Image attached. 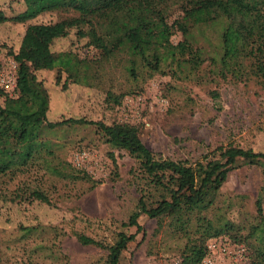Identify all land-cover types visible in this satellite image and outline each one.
Listing matches in <instances>:
<instances>
[{"label":"rangeland","instance_id":"obj_1","mask_svg":"<svg viewBox=\"0 0 264 264\" xmlns=\"http://www.w3.org/2000/svg\"><path fill=\"white\" fill-rule=\"evenodd\" d=\"M23 9L20 0H0V13L6 19ZM226 10L230 6L221 3L193 12L202 25L195 35L205 50L204 57L219 51V19ZM72 16L75 14L55 11L25 23L5 20L0 24V69L13 60L9 52L17 51L27 26L54 24ZM89 40L77 41L71 33L57 41L53 51L71 50L80 59L96 61L99 53ZM179 41L180 34L172 37L173 44ZM207 63L193 73L155 74L144 82L129 78L124 62L109 63L104 66L101 87L69 85L62 89L65 74L59 83L55 70L35 74L49 96L50 123L81 119L129 124L138 129L141 141L156 158L189 165L220 159L219 147L264 154V85L253 79L219 80L208 71ZM92 68L97 69V64ZM110 87L116 94H125L119 106L105 102ZM40 139L46 148L39 151L38 159L0 177V264H109L105 251L81 246L75 234L111 244L119 231L135 235L119 264H185L181 252L187 242L186 229L176 219L164 218L158 224L141 215L140 232L120 227L137 199L132 184L137 166L125 152L106 144L91 125L44 130ZM93 182L98 184L92 187ZM33 191L44 193L49 203L34 200ZM258 196L264 209L261 167L239 162L213 200L206 194L203 201L212 200L213 207L204 214L215 223L231 221L247 227L256 220ZM222 240L232 254H216L213 264L246 260V245L232 242L229 236Z\"/></svg>","mask_w":264,"mask_h":264},{"label":"trees","instance_id":"obj_2","mask_svg":"<svg viewBox=\"0 0 264 264\" xmlns=\"http://www.w3.org/2000/svg\"><path fill=\"white\" fill-rule=\"evenodd\" d=\"M24 9L4 17L25 23L49 12L74 13L75 16L54 24H33L26 27L16 52H9L17 65L15 96L0 88V177L20 170L38 159L45 149L40 139L44 130L64 125H91L113 149L125 152L136 163L132 184L137 194L133 211L121 228L142 230L141 215L161 222L176 219L186 229L187 239L181 254L185 264H200L207 256L210 240L229 236L232 242L244 244L249 253L241 264H264V209L258 196L255 222L245 227L231 221L215 223L204 213L213 207V198L229 172L246 165H259L264 184V154L232 146L219 147L220 159L197 162L194 165L171 159H159L141 141L138 129L129 124L87 122L67 119L47 121L49 96L37 71H52L56 82L66 75L62 89L69 85L101 87L105 65L125 63L129 78L141 82L155 74L193 73L208 61V71L219 80H256L264 85V0H20ZM224 3L219 51L204 57L199 46V26L193 12L199 7ZM218 20V21H219ZM216 20H212L211 23ZM73 33L77 41L88 39L98 51L95 60L80 59L71 50L55 52L54 44ZM181 41L173 44L172 37ZM97 64V69L92 68ZM126 94H132L128 92ZM213 97H217L215 93ZM125 94L112 88L105 91V102L119 106ZM83 179L87 178L84 174ZM92 183V182H91ZM98 183L93 182V186ZM210 194L212 200L205 202ZM34 200L49 203L45 194L33 191ZM160 227V226H159ZM245 231L246 235L242 232ZM81 246L96 247L107 253L109 264H119L134 234L116 233L111 244H105L84 234H75ZM243 245V246H244ZM245 247V246H244Z\"/></svg>","mask_w":264,"mask_h":264},{"label":"built area","instance_id":"obj_3","mask_svg":"<svg viewBox=\"0 0 264 264\" xmlns=\"http://www.w3.org/2000/svg\"><path fill=\"white\" fill-rule=\"evenodd\" d=\"M17 65L14 60H10L5 68L0 69V88L10 97L15 96L16 90ZM207 256L200 264H213L216 254L230 256L232 250L226 241L213 239L207 243Z\"/></svg>","mask_w":264,"mask_h":264}]
</instances>
